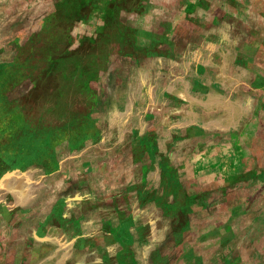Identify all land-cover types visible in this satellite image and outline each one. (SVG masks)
Returning a JSON list of instances; mask_svg holds the SVG:
<instances>
[{
    "label": "rangeland",
    "instance_id": "1",
    "mask_svg": "<svg viewBox=\"0 0 264 264\" xmlns=\"http://www.w3.org/2000/svg\"><path fill=\"white\" fill-rule=\"evenodd\" d=\"M98 2L0 0V264H264V84L199 75L159 11L161 57L90 55Z\"/></svg>",
    "mask_w": 264,
    "mask_h": 264
},
{
    "label": "crops",
    "instance_id": "2",
    "mask_svg": "<svg viewBox=\"0 0 264 264\" xmlns=\"http://www.w3.org/2000/svg\"><path fill=\"white\" fill-rule=\"evenodd\" d=\"M101 1L94 4L91 10L94 13L89 19L99 18L97 28L113 25L120 31L115 34L97 32L95 38L84 39L82 43L88 44L90 55L93 43L97 51L104 44L108 49L104 53L107 57H112L113 49L131 59L162 55L161 40L145 30L143 15L153 10L162 12V17L156 18L152 26H169L171 40L177 41L180 28H185L184 39L194 44L195 54L200 59L199 75L215 76V84L229 86L232 92L246 87L257 90L258 87L252 85L264 84V0H154L152 4L148 0ZM101 11H105L104 18L100 16ZM247 20L252 21L249 27H253V33L241 30ZM233 27H236L234 32L230 30ZM149 50L155 53L146 56L144 53ZM185 58L192 59L188 54ZM63 84V88L71 85L67 80Z\"/></svg>",
    "mask_w": 264,
    "mask_h": 264
}]
</instances>
